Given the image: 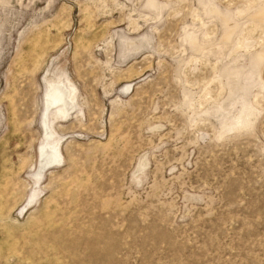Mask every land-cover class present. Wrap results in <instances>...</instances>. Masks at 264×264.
<instances>
[{
    "label": "rangeland",
    "instance_id": "rangeland-1",
    "mask_svg": "<svg viewBox=\"0 0 264 264\" xmlns=\"http://www.w3.org/2000/svg\"><path fill=\"white\" fill-rule=\"evenodd\" d=\"M151 1L0 0V264H264V0Z\"/></svg>",
    "mask_w": 264,
    "mask_h": 264
},
{
    "label": "bare ground",
    "instance_id": "bare-ground-1",
    "mask_svg": "<svg viewBox=\"0 0 264 264\" xmlns=\"http://www.w3.org/2000/svg\"><path fill=\"white\" fill-rule=\"evenodd\" d=\"M262 16L264 17V11L261 12ZM261 16V17H262ZM71 106H67V108H70ZM71 111V110H70ZM47 121L45 122L46 125L48 124V119H46ZM48 130V129H47ZM49 132V130H48ZM57 153V152H56ZM55 153V154H56ZM60 157V156H59ZM52 162H59L58 158L53 154L52 156L48 153V155H44L43 158H42V169H44L49 163H52Z\"/></svg>",
    "mask_w": 264,
    "mask_h": 264
},
{
    "label": "flooded vegetation",
    "instance_id": "flooded-vegetation-1",
    "mask_svg": "<svg viewBox=\"0 0 264 264\" xmlns=\"http://www.w3.org/2000/svg\"><path fill=\"white\" fill-rule=\"evenodd\" d=\"M64 99L67 100L66 106H71V102L69 101L68 93L66 91L64 92Z\"/></svg>",
    "mask_w": 264,
    "mask_h": 264
},
{
    "label": "crops",
    "instance_id": "crops-1",
    "mask_svg": "<svg viewBox=\"0 0 264 264\" xmlns=\"http://www.w3.org/2000/svg\"><path fill=\"white\" fill-rule=\"evenodd\" d=\"M151 2H152V3H151L152 5H155L154 7H157L156 3H155L153 0H152ZM215 12H216V11H215Z\"/></svg>",
    "mask_w": 264,
    "mask_h": 264
}]
</instances>
